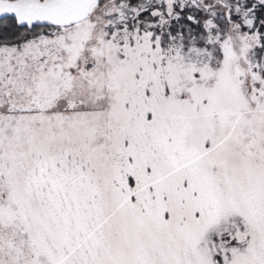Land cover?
Wrapping results in <instances>:
<instances>
[{"label":"snow or ice","instance_id":"obj_1","mask_svg":"<svg viewBox=\"0 0 264 264\" xmlns=\"http://www.w3.org/2000/svg\"><path fill=\"white\" fill-rule=\"evenodd\" d=\"M0 264H264V0H0Z\"/></svg>","mask_w":264,"mask_h":264}]
</instances>
